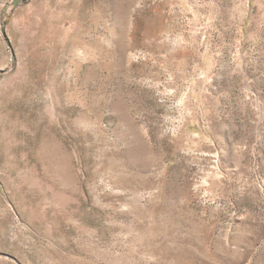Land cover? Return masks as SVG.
Here are the masks:
<instances>
[{"label": "rangeland", "instance_id": "rangeland-1", "mask_svg": "<svg viewBox=\"0 0 264 264\" xmlns=\"http://www.w3.org/2000/svg\"><path fill=\"white\" fill-rule=\"evenodd\" d=\"M0 264H264V0H0Z\"/></svg>", "mask_w": 264, "mask_h": 264}]
</instances>
